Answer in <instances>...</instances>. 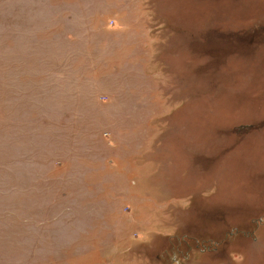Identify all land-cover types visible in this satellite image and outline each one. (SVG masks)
<instances>
[{
  "label": "rangeland",
  "instance_id": "1",
  "mask_svg": "<svg viewBox=\"0 0 264 264\" xmlns=\"http://www.w3.org/2000/svg\"><path fill=\"white\" fill-rule=\"evenodd\" d=\"M0 264H264V0H0Z\"/></svg>",
  "mask_w": 264,
  "mask_h": 264
}]
</instances>
